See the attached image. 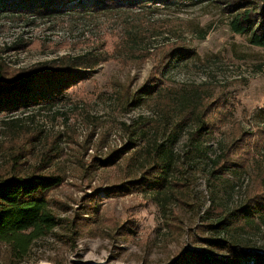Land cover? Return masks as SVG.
<instances>
[{"label": "rangeland", "instance_id": "rangeland-1", "mask_svg": "<svg viewBox=\"0 0 264 264\" xmlns=\"http://www.w3.org/2000/svg\"><path fill=\"white\" fill-rule=\"evenodd\" d=\"M9 1L0 0L5 78L64 57L103 60L57 107L0 116V173L19 135L15 143H31L22 172L45 157L47 173L64 179L50 199L72 207L61 216L78 214L82 226L70 242L60 230L33 242L17 264H171L191 250L228 258L206 242L214 239L264 252V220L236 222L264 170V48L232 33L227 0L47 19L11 15L3 10ZM147 86L153 95L128 105ZM189 95L208 107L206 138L193 136L195 119H184ZM126 148L114 165H101ZM157 157L168 166L163 188L110 190L141 179ZM224 218L227 229L206 227ZM9 259L1 245L0 264Z\"/></svg>", "mask_w": 264, "mask_h": 264}, {"label": "trees", "instance_id": "trees-1", "mask_svg": "<svg viewBox=\"0 0 264 264\" xmlns=\"http://www.w3.org/2000/svg\"><path fill=\"white\" fill-rule=\"evenodd\" d=\"M223 1L225 0H10L3 3V10L20 17L47 19L68 13L89 15L137 7L152 9L183 3L196 6L206 3L222 4ZM227 3L224 11L229 15L232 33L246 36L252 46L264 48V0H227ZM181 51L183 50L171 52V58L176 54L179 58L188 56V51L184 50V53ZM101 62L103 60L93 55L64 57L36 66L11 79L5 78L0 69V116H10L33 108L57 107L65 100L68 92L88 79L90 73ZM168 66H165L164 72ZM154 89L156 88L153 86L142 89L140 96L129 99L128 105L131 104L134 109L142 106L144 100L153 95ZM200 98L198 95H189L182 99L184 119H195L200 126L193 135L197 139L208 137L212 130L205 122L208 107L202 105ZM22 132L25 135L29 130ZM19 137L18 135L14 141L17 142ZM15 142L10 147L4 172L0 173V246L5 245L9 250L8 264H17L19 260L28 256L33 242L48 237L55 230L61 231L59 235L61 240L70 242L80 235L82 227L76 222L78 214L72 219L61 216L70 213L72 207L59 200L50 199L52 193L64 185V179L59 175L47 173L43 162L45 157L38 166L24 174L23 166L30 153L28 145L31 143ZM1 149L0 143V152ZM128 149L113 153L108 160L101 162V165L104 167L114 165L118 156L124 155ZM247 153L249 157L252 156L251 151ZM155 162L150 170L144 172L141 179L110 190L113 193L116 190L119 194H125L131 193L136 186L143 189L163 188L167 180L168 166H164L160 157H157ZM259 172L257 177L260 181L259 193L250 198L243 209L237 211L239 215L236 222L244 224L245 227H252L259 218L264 220V170ZM50 205L59 212L53 211ZM90 209L91 205L86 211L89 212ZM231 224V220L224 218L215 225L206 227L221 231ZM206 242L214 250L226 253L228 258L219 259L203 250H191L171 264H264V252L261 250L249 249L237 242L224 239Z\"/></svg>", "mask_w": 264, "mask_h": 264}]
</instances>
